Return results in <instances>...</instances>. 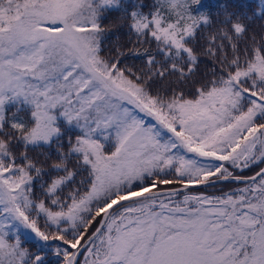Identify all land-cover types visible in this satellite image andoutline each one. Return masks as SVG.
<instances>
[{"label":"snow or ice","instance_id":"1","mask_svg":"<svg viewBox=\"0 0 264 264\" xmlns=\"http://www.w3.org/2000/svg\"><path fill=\"white\" fill-rule=\"evenodd\" d=\"M0 264H264V0H0Z\"/></svg>","mask_w":264,"mask_h":264},{"label":"trees","instance_id":"2","mask_svg":"<svg viewBox=\"0 0 264 264\" xmlns=\"http://www.w3.org/2000/svg\"><path fill=\"white\" fill-rule=\"evenodd\" d=\"M223 187H225V189H226L228 186H223ZM208 191H209V194H211L214 190L209 189Z\"/></svg>","mask_w":264,"mask_h":264},{"label":"rangeland","instance_id":"3","mask_svg":"<svg viewBox=\"0 0 264 264\" xmlns=\"http://www.w3.org/2000/svg\"><path fill=\"white\" fill-rule=\"evenodd\" d=\"M212 194V193H211Z\"/></svg>","mask_w":264,"mask_h":264}]
</instances>
